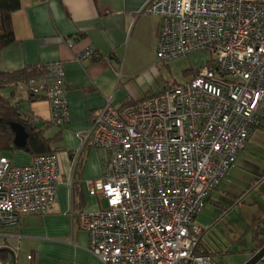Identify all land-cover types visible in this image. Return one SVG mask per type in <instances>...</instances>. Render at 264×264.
Wrapping results in <instances>:
<instances>
[{
  "label": "built area",
  "instance_id": "2783aa9c",
  "mask_svg": "<svg viewBox=\"0 0 264 264\" xmlns=\"http://www.w3.org/2000/svg\"><path fill=\"white\" fill-rule=\"evenodd\" d=\"M144 13L161 19L159 64L202 49L216 57L184 84L99 111L87 139L108 157L103 176L86 186L107 203L80 213L79 224L105 264H217L197 253L196 219L264 116V0H151ZM30 90L46 92L55 125L66 121L61 62L31 79ZM58 175L57 152L26 164L0 154V252L13 251L11 229L25 215L53 206Z\"/></svg>",
  "mask_w": 264,
  "mask_h": 264
},
{
  "label": "crops",
  "instance_id": "0c3cea01",
  "mask_svg": "<svg viewBox=\"0 0 264 264\" xmlns=\"http://www.w3.org/2000/svg\"><path fill=\"white\" fill-rule=\"evenodd\" d=\"M150 1L20 0L21 7L12 14L15 40L1 53V69L61 62L68 100V117L58 126L52 121L44 90L33 95L29 82L7 91L32 123L46 129L50 137L59 136L54 142L59 156L57 200L43 213L25 215L11 229L16 236L9 248L16 254V264L20 257L29 264H105L89 250V233L78 219L83 211H95L107 203L89 194L86 180L103 176L108 151L92 147L87 135L108 103L118 107L159 93L151 90L158 69L152 65L161 19L144 13ZM87 50H93L94 56L80 59ZM262 124L258 129L264 130ZM10 153L6 156L16 164L29 163L34 157L22 148Z\"/></svg>",
  "mask_w": 264,
  "mask_h": 264
},
{
  "label": "rangeland",
  "instance_id": "374dc122",
  "mask_svg": "<svg viewBox=\"0 0 264 264\" xmlns=\"http://www.w3.org/2000/svg\"><path fill=\"white\" fill-rule=\"evenodd\" d=\"M215 57V52L205 49L165 64H159L156 57L152 66L158 69L152 93L190 81L196 69ZM7 91L3 92L10 96ZM250 139L235 168L228 172L225 181L212 193L196 219L203 228V243L219 264H244L248 260L256 246L253 229L264 238V176L257 180L258 174L264 173V130L256 129ZM18 264H29V260L20 257Z\"/></svg>",
  "mask_w": 264,
  "mask_h": 264
},
{
  "label": "trees",
  "instance_id": "16d2710c",
  "mask_svg": "<svg viewBox=\"0 0 264 264\" xmlns=\"http://www.w3.org/2000/svg\"><path fill=\"white\" fill-rule=\"evenodd\" d=\"M20 7V0H0V58L3 49L15 40L12 27V14ZM212 62L210 61L208 64ZM46 71L47 66L38 65L28 66L14 71H4L0 66V154L6 155L7 153L21 149L14 143L15 132L12 128V123L14 122L23 124L29 133L27 145L22 149L33 156L57 152L54 142L59 136L57 134L54 137L48 136L46 129H40L35 123H32V117L25 115L19 108L18 103H13L12 97L6 96L3 92L5 89L29 83L31 79H39L46 74ZM45 96L48 99L47 95ZM263 121L264 116L260 123L253 129L263 128ZM253 230L255 232L254 240L256 246L251 250V253H255L264 245V238L259 237V231L256 229ZM196 250L198 254H211L210 249L203 243L202 239H200ZM0 258L10 260L12 264H16L17 262L16 254L11 250H2L0 252Z\"/></svg>",
  "mask_w": 264,
  "mask_h": 264
},
{
  "label": "water",
  "instance_id": "95a60500",
  "mask_svg": "<svg viewBox=\"0 0 264 264\" xmlns=\"http://www.w3.org/2000/svg\"><path fill=\"white\" fill-rule=\"evenodd\" d=\"M12 128L15 132L14 143L19 148H25L28 141L29 133L26 130L25 126L21 123L14 122L12 123ZM264 258V245L258 249L254 255L248 259L244 264H256Z\"/></svg>",
  "mask_w": 264,
  "mask_h": 264
}]
</instances>
